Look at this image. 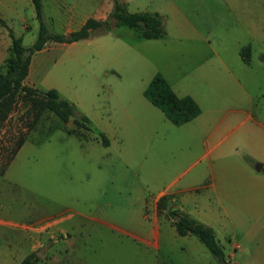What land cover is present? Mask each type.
<instances>
[{"label":"rangeland","instance_id":"obj_1","mask_svg":"<svg viewBox=\"0 0 264 264\" xmlns=\"http://www.w3.org/2000/svg\"><path fill=\"white\" fill-rule=\"evenodd\" d=\"M64 1L72 0L47 2L53 14L47 25L53 32L64 33L61 26L66 10ZM128 2L129 11L147 10L155 3L153 0ZM215 7L218 14L205 16L210 24H203L204 33L207 29L212 32L211 28L220 24L214 35L225 37L227 42L225 47L215 48L227 57L236 58L239 43L251 44L252 56L258 60L264 52V0H256L255 15H235L222 5ZM118 30L123 33L122 38L105 32L35 53L37 79L42 84L39 88H56L74 104L76 116L84 113L91 118L95 135L107 131L110 144L104 145L93 137L79 139L63 128L50 130L62 123L58 116L45 112L36 117L26 99L19 98L0 125V170H3L0 173V264H17L31 246L38 256L34 264H197V260L202 264H221L194 234V240L206 253L194 250L183 237L167 235L161 236L156 252L151 243L134 239L102 222L145 234L149 225L145 215L157 193L165 187L179 189L181 184L169 186V183L177 176L181 180L188 178L205 162H199L187 172L189 159L179 151L165 148L155 154L152 148H146L134 125L117 124L123 117L126 121L129 117L120 105L115 107L114 103L112 107L109 99L115 98L111 93L124 100L131 96L154 67L171 78L189 71L206 48L190 40L188 44L167 38L136 41L134 30L124 25ZM36 35L37 30L28 29L23 43L32 44ZM108 55L111 58H106ZM107 68L114 72L105 73ZM239 77L245 81L243 75ZM246 85L249 87V82ZM253 88L257 112L264 105V63L256 67ZM129 113L136 118L134 111ZM72 118L65 127L72 125ZM49 130V135L44 137ZM21 134L26 141L4 167L9 148ZM203 194L207 191L202 188L176 191L178 202L194 217L217 209L215 203L203 199ZM233 209L236 214L231 222L222 215H214L212 220L224 252L234 243L246 246L252 254L263 249V231H258L254 238L243 239L245 224L241 222V211L244 208ZM158 213L171 218L167 209ZM165 226V221L160 219V228ZM237 253L246 259L245 251ZM229 264H235L234 259Z\"/></svg>","mask_w":264,"mask_h":264},{"label":"crops","instance_id":"obj_2","mask_svg":"<svg viewBox=\"0 0 264 264\" xmlns=\"http://www.w3.org/2000/svg\"><path fill=\"white\" fill-rule=\"evenodd\" d=\"M48 1L42 0L43 15L46 23L53 18V14L47 8ZM125 1L127 4L129 3L128 0ZM153 1L155 2L153 7L147 10L158 11L162 14L166 34L162 37L144 38L138 36L134 29L127 27L134 30L136 41L167 38L188 44L190 40L191 43L194 42L206 48L197 65L189 71H183L172 78L162 72L178 95H190L198 103L200 112L193 119L179 125L169 120L162 109L153 104L144 94L145 87L158 71L155 67L140 86L134 89V93L131 96H126L124 100L119 95L111 93L115 98L109 99V103L112 104V107L114 103L115 107L120 105L123 108V112L129 117L128 121L123 117L121 121H117V124L121 127H125L128 122L134 125L140 133L139 137H141L146 148H152L155 154L159 152L158 150L161 151L165 148L179 151L182 156L187 158V160L189 159L187 161L188 166L185 168L187 172L199 162L203 160L205 162L194 170L188 178L181 180L177 176L169 183V186L181 184L179 189H167L165 187L157 193L151 208L147 209L149 213L145 215L149 219L148 230L145 234L117 227L110 222H102L134 239L151 243L156 252L160 248L161 236L165 237L167 235L166 237L176 239L183 237L192 245L194 250L206 253V250L194 240L195 238H193L191 233L180 234L172 219L166 215L159 214L157 209V200L160 195L165 193L168 195L167 210L179 209L191 215L192 213L187 212L183 204L178 202L176 191H190L202 188L207 191L206 195H202L203 199L215 203L217 209H210V211L205 212L199 211L201 215L198 217L191 215L192 217L211 225L216 232L212 221L214 215L228 217V222H231L232 216L236 214V210L233 208H244L245 210L241 211V222L245 224L242 238H254L258 231L261 230L264 233V105L258 107L259 110L256 112L255 107L257 105L253 91L256 67L262 65L264 61L259 55V57L257 56L258 60L252 56L250 62L246 63L240 55V48L244 43H239L236 58L235 55L232 58L225 56L221 50L215 48L216 46L225 47L227 42L225 37H220L219 35H216V37L214 35L216 30L219 29L217 25L220 24L216 23L212 28L209 26L208 28H211L212 32L207 29V33H204L203 24H210V20L205 18V16L213 13L218 14L215 7L218 4L222 5L224 10L230 14L255 15L257 11L256 0ZM61 6L62 4L59 3V7ZM63 6L66 7V10L62 16L61 26L63 32L68 34L80 28L89 17L106 18L112 9L113 0H100L99 4L98 0H72L69 3L64 1ZM0 19L5 22L3 24L0 21L1 64L8 56L11 43L8 28H11L16 35H21L22 39H24L25 32L30 28L34 31L37 30L38 33L39 22L36 18L32 0H0ZM120 26L123 25H114L111 30L102 33L111 32L116 37L121 36L120 38H122L123 33L118 30ZM75 41H47L40 50L32 54L29 71L24 82L34 87L42 85L41 81L37 79L38 72L34 62L35 53L47 51L56 44L75 43ZM111 42L113 44H121L119 42ZM123 42L130 45L124 40ZM106 58H111V55ZM106 70L114 72L112 68L105 69V73ZM240 74L243 75L245 81H242L239 77ZM43 78L41 79L43 80ZM248 82L249 87L247 86L248 84L246 85ZM133 111L136 114V118L129 113ZM67 122L60 128L65 129L69 134L85 140L93 137L103 143L100 136L95 135L92 129L78 127L73 118L71 126L65 127ZM158 128L161 129L159 130ZM105 132L107 131H101L100 133H103L108 138V143H103L108 146L110 138ZM152 132H154L153 135H151ZM258 164H261L260 168H258ZM160 219H163L166 226H169L161 229ZM143 235L147 236V238ZM261 237L264 238V234ZM205 246L207 247L206 244ZM207 249L210 251L208 247ZM185 250L190 252L189 249ZM32 251H35V249L31 246L25 255ZM237 251H245L246 259L243 260ZM225 254L229 262L234 259L235 264H264V248L252 254L246 246L234 243ZM156 262L157 255L155 258ZM196 262L197 264H202L199 260Z\"/></svg>","mask_w":264,"mask_h":264},{"label":"trees","instance_id":"obj_3","mask_svg":"<svg viewBox=\"0 0 264 264\" xmlns=\"http://www.w3.org/2000/svg\"><path fill=\"white\" fill-rule=\"evenodd\" d=\"M32 1L39 22L34 42L25 45L22 36L16 35L11 28H8L11 38L9 53L0 64V125L7 119L21 97L26 99L30 110L36 117L45 112H52L58 116L62 123L55 124L50 130L62 127L72 116L78 127L90 130L92 129L90 118L82 113L76 116L74 104L68 98L63 97L56 88L42 89L24 82L32 54L40 50L47 41L71 42L111 30L114 25L128 26L134 29L138 36L144 38L162 37L166 34L163 16L158 11H129L125 0H113L112 9L106 18L89 17L80 28L65 34L51 31L44 19L42 0ZM0 21L5 24L4 20L0 19ZM91 30L94 32L92 33ZM240 55L246 63H249L252 56L251 44L243 45L240 48ZM260 58L264 61V52L260 54ZM144 94L153 104L162 109L169 120L178 125L193 119L200 112L198 103L190 95H178L161 72L154 74L145 87ZM50 130L44 137L49 135ZM100 138L104 144L108 143V138L103 133H100ZM25 140V135L21 134L17 137L12 147L9 148L10 154L4 167L13 159ZM1 172L3 170H0ZM167 206L168 195L164 193L157 200V209L162 211ZM168 213L180 234L191 233L198 236L221 264H229L211 225L179 209H168ZM177 214H180L179 219H177ZM37 259L36 252L32 251L17 264H34Z\"/></svg>","mask_w":264,"mask_h":264},{"label":"water","instance_id":"obj_4","mask_svg":"<svg viewBox=\"0 0 264 264\" xmlns=\"http://www.w3.org/2000/svg\"><path fill=\"white\" fill-rule=\"evenodd\" d=\"M91 32L93 33L94 32V30H91ZM261 167V164H258V168H260ZM180 218V214H177V219H179Z\"/></svg>","mask_w":264,"mask_h":264}]
</instances>
